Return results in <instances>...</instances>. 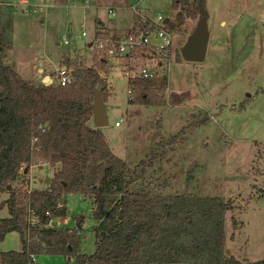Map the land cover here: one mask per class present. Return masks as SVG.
<instances>
[{"label": "rangeland", "instance_id": "rangeland-1", "mask_svg": "<svg viewBox=\"0 0 264 264\" xmlns=\"http://www.w3.org/2000/svg\"><path fill=\"white\" fill-rule=\"evenodd\" d=\"M27 1L39 12L13 17L0 9L6 65L27 81L40 55L54 64L63 55L72 56L71 62L86 67L97 64L95 57L106 58L112 74L102 76L112 97L102 101L109 113L101 129L114 154L138 174V186L164 196L232 200L235 211L225 217L227 256L242 263L264 260V0H207L209 40L200 63L185 62L181 55L198 21H186L182 32L173 33V46L163 57L145 53L116 60L95 48L97 39L117 42L129 36L134 15L174 19L171 0ZM109 9H115L114 19ZM96 20L106 28L91 40ZM112 21L119 30L131 27L115 32ZM144 68L167 75L164 106L128 104L129 79L138 78ZM93 125L91 121L89 126ZM33 168L29 189L52 190L56 171ZM5 199L1 195L0 203ZM67 208L71 217L86 218L78 254L93 255L97 238L92 202L74 194L67 199ZM8 217V210L0 209V220ZM69 225L76 226L72 220ZM20 242L17 233L7 235L0 241V253L21 251ZM37 262L75 264L63 256H41Z\"/></svg>", "mask_w": 264, "mask_h": 264}, {"label": "trees", "instance_id": "trees-1", "mask_svg": "<svg viewBox=\"0 0 264 264\" xmlns=\"http://www.w3.org/2000/svg\"><path fill=\"white\" fill-rule=\"evenodd\" d=\"M206 4L171 0L176 16L166 20L165 29L176 34L186 21L207 18ZM154 28L150 19L136 16L134 30ZM5 52L0 46V196H7L0 209L9 217L0 220V241L17 233L22 249L0 253V264H37L41 256H63L75 264H264L227 256L225 217L235 211L232 200L140 188L138 174L114 154L102 130L89 126L96 97L106 103L112 97L102 76L110 74L106 58L95 57L92 67L67 60L71 84L34 86L6 65ZM128 86L129 105L166 104L167 75L129 79ZM42 165L56 171L52 190L31 191V169ZM74 194L92 202L97 245L90 256L78 254L86 218L71 217L67 199ZM31 213L39 225L33 226ZM54 218H69L76 226L44 228Z\"/></svg>", "mask_w": 264, "mask_h": 264}, {"label": "built area", "instance_id": "built-area-1", "mask_svg": "<svg viewBox=\"0 0 264 264\" xmlns=\"http://www.w3.org/2000/svg\"><path fill=\"white\" fill-rule=\"evenodd\" d=\"M90 0H86L88 3ZM0 7L2 9L8 10L13 16H28L34 13H38L39 10L37 7L32 6L27 0H11L7 2H2L0 0ZM41 10V9H40ZM136 10V9H135ZM138 12V11H136ZM109 16L115 17V10L109 9ZM141 15V14H140ZM138 16L142 21H146L150 19L152 24L154 25L153 30L139 32L138 30H134L129 36H124L122 40H101L97 39L95 48H97L98 52L104 54L109 59H133L138 51L146 50L144 53L154 52L155 54H163L170 50L173 46V34L168 33L165 29V21L167 20L162 15L158 14L155 18L148 17L144 18ZM85 37L86 34L83 33ZM67 44V41L65 42ZM57 83L61 86H66L71 84L72 82V70L68 68H61L57 72ZM156 75L154 71L150 69H142L139 73V77H143L144 79L153 78ZM31 223L33 226L39 225L38 219H36L31 213ZM59 221L55 224L54 221ZM70 219H52L48 224L44 226L46 229H55L60 228L62 226L69 227Z\"/></svg>", "mask_w": 264, "mask_h": 264}, {"label": "water", "instance_id": "water-1", "mask_svg": "<svg viewBox=\"0 0 264 264\" xmlns=\"http://www.w3.org/2000/svg\"><path fill=\"white\" fill-rule=\"evenodd\" d=\"M166 23V21H165ZM209 40L208 20H200L196 29L188 37L186 43L181 49V55L185 62L200 63L206 58ZM45 83V82H44ZM108 111L102 100L97 96L94 104V119L98 128H103L107 124ZM229 251L227 252V254Z\"/></svg>", "mask_w": 264, "mask_h": 264}, {"label": "crops", "instance_id": "crops-1", "mask_svg": "<svg viewBox=\"0 0 264 264\" xmlns=\"http://www.w3.org/2000/svg\"><path fill=\"white\" fill-rule=\"evenodd\" d=\"M60 1V0H59ZM62 1V0H61ZM85 4L86 3V0H85ZM115 10V9H114ZM10 13V12H9ZM116 13V12H115ZM11 14V13H10ZM12 15V14H11ZM134 15V14H133ZM13 16V15H12ZM116 16V14H115ZM13 17H16V16H13ZM111 18V17H110ZM115 18V17H114ZM112 18V19H114ZM134 21H135V15H134ZM134 21H133V25L131 26H128L127 28H123L122 30H119L117 27H115V23H113V21L111 22V26L110 27H114V30L115 32L118 31V32H121L123 33L124 31H126L128 28L131 27V31L134 29ZM96 28H95V33L94 35L91 37V40L93 39V37L99 32V31H103L102 29H105L106 27L105 26H102V22L96 20V24H95ZM91 42H89L88 44V48L91 49V45H90ZM78 45H83V41H79L78 42ZM89 49V50H90ZM77 56V55H76ZM37 58V61H36V71H34V73L29 76V79L27 80V82H29L30 84L34 85V86H40L42 85L44 82H48L49 84L53 85L55 84V76L58 72V70L61 68H68V63L67 60L69 62H71V60H69L68 58H74L72 56H68V55H63L61 60L58 61V63L54 64L52 60L48 59L49 57H47L45 54L44 55H40V57H36ZM69 69V68H68ZM71 70V69H70ZM110 74H112V72L110 71ZM58 75V74H57ZM22 77V76H21ZM24 79V77H22ZM108 82V81H107ZM57 84V83H56ZM109 84V82H108ZM110 86V85H109ZM106 106V105H105ZM107 109V108H106ZM108 111V110H107ZM94 116H93V120L92 122L94 123V127L96 129H101V128H98L97 125L95 124V121H94ZM118 125V124H117ZM102 130V129H101ZM42 167H45V168H49L48 166L46 165H42ZM34 169V168H33ZM31 169V174H32V170ZM52 170V169H51ZM53 171V170H52ZM51 174V173H50ZM32 176H29V180L31 179ZM30 185V184H29ZM40 258V257H39ZM39 258L36 260L38 261ZM65 258V257H64ZM66 261H72L75 259H69V258H65ZM36 261V262H37ZM38 264V262H37Z\"/></svg>", "mask_w": 264, "mask_h": 264}]
</instances>
